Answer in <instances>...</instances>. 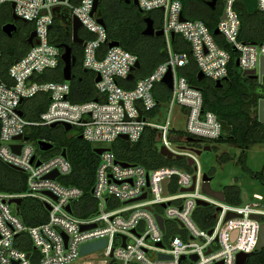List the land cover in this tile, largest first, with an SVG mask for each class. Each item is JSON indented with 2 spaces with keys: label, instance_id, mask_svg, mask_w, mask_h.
Wrapping results in <instances>:
<instances>
[{
  "label": "built area",
  "instance_id": "1",
  "mask_svg": "<svg viewBox=\"0 0 264 264\" xmlns=\"http://www.w3.org/2000/svg\"><path fill=\"white\" fill-rule=\"evenodd\" d=\"M128 1L133 5L136 2L138 6H134L142 12L159 16L160 28L156 29L164 31L167 54V60L152 74L133 80L128 77L139 58L121 46L109 47L112 41L105 25L99 23L98 10L92 16L96 0H0V9L9 5L12 15L34 25L36 32L33 46L6 72L0 49V161L26 175L23 194L0 192V264H74L99 252L101 264H237L240 254L250 257L258 252L264 223L261 204L235 205L226 197L221 201L205 193L204 186H211L212 178L200 169L196 151L201 149L188 142L189 138L196 139L205 148L208 142L221 139L225 131L218 116L204 108L202 90L191 84L184 70L194 62L197 75L201 72L214 84L224 83L231 53L217 42L203 21L184 15L181 0ZM239 2L243 0H222L217 29L224 42L237 50L242 73L255 71L264 91V74H260L264 41L255 44L240 39ZM257 12L264 13V0H258ZM182 15L185 21H181ZM73 18L82 24V69L95 74V101L75 103L71 100V82L42 80L62 61L61 48L52 42L53 26L56 20H69L72 27ZM176 38L188 44L190 53L174 47ZM169 72L173 78L171 90L163 84ZM98 76L100 81L96 82ZM126 81L134 82V87L127 89ZM160 87L170 91L166 101L160 98ZM43 95L49 96L45 110L38 119H28L25 104ZM175 107L185 110L184 136L172 127ZM66 124L71 126L70 131L65 130ZM36 128H61L73 132L70 137H80L95 149L104 150L97 154L90 204H82L81 188L65 183L73 173L66 149L55 150L53 141L32 138ZM147 129L156 131L161 148L172 153L173 160L184 159L192 171L178 166L148 169L121 161L113 145L123 141L134 146ZM178 139L191 147L177 146L174 140ZM40 142L53 148L42 151ZM13 146H20L19 153ZM64 150L66 157L62 155ZM55 172V180L47 178ZM18 198L41 201L48 212L47 221L27 226L19 214L20 206L9 203ZM78 212L90 215L81 217ZM230 214L234 217L227 219ZM257 215L261 220L255 219ZM104 240V248L82 255L85 245ZM29 246L28 252L24 248Z\"/></svg>",
  "mask_w": 264,
  "mask_h": 264
},
{
  "label": "trees",
  "instance_id": "2",
  "mask_svg": "<svg viewBox=\"0 0 264 264\" xmlns=\"http://www.w3.org/2000/svg\"><path fill=\"white\" fill-rule=\"evenodd\" d=\"M181 2L184 6V15L187 18L203 21L214 34L222 17V8L216 10L204 8L194 4L193 0H181ZM237 8L241 18L240 39L245 43H263L264 13L249 14L242 2L238 3ZM98 14L99 19L105 23L109 39L112 42H118L123 49L138 56L141 68L135 72L136 79L148 77L167 60L164 37L143 35L146 26L145 19L148 17L154 20L156 28H160V19L157 14L140 12L133 4H126L125 0H100ZM11 15L12 11L9 5L0 9V49L4 56L5 72L17 59L28 52L30 49L28 38L34 31V25L27 23L23 25V30L19 32L18 29L12 38L6 36L2 31V25L13 22ZM214 37L232 56L228 80L223 83V87L217 88L212 81L206 85L204 80H199L194 62L185 68L184 74L193 86L202 90L204 108L216 114L221 121L227 122L228 126L232 127L231 131L226 132L217 141L235 143L245 148L253 142L264 140V126L258 120L259 102L263 98V92L254 83V80L257 79L243 77L242 71L236 65L239 54L234 52L233 47L227 45L222 36L214 34ZM52 42L60 47L62 52H64V47L71 46L76 58L73 67L74 78L71 82V100L75 103L97 100L95 74L82 69L83 48L72 42L69 20L66 22L56 20L52 29ZM173 44L177 49L190 53L188 44L182 39L176 38ZM62 69L63 62L61 61L60 67L47 72L42 76V80L63 82ZM124 86L131 89L134 87V82L126 81ZM159 89L162 91L160 98L166 101L170 91L163 87ZM48 103V95L30 100L25 104L28 110L25 115L30 120L38 119ZM39 130L37 128L33 130L32 138L53 141L55 150L66 149L73 173L65 183L81 188L84 191L82 204H90L93 200L92 189L99 159L95 153V147L80 137L66 138L67 133L64 130V133L51 129L43 132ZM42 133L43 135H41ZM157 138L158 134L155 130L147 129L139 143L130 146L126 142L118 141L113 145V150L121 161L141 165L148 169L178 166L192 171L184 159L169 160L162 156L157 148ZM222 161H230L229 156H223ZM248 172L257 181L264 184V172L255 173L249 170ZM0 192L13 195L23 194L26 192V175L0 161ZM224 192L228 203L242 204L241 190L237 185L226 187ZM19 214L29 227L41 225L48 218V212L43 203L32 198L23 199L19 207ZM78 214L81 217L90 215L87 212H78ZM24 249L29 252L30 246ZM247 264H264V249L252 254Z\"/></svg>",
  "mask_w": 264,
  "mask_h": 264
},
{
  "label": "rangeland",
  "instance_id": "3",
  "mask_svg": "<svg viewBox=\"0 0 264 264\" xmlns=\"http://www.w3.org/2000/svg\"><path fill=\"white\" fill-rule=\"evenodd\" d=\"M11 23L16 24L19 32L23 30V25L27 24L20 20H13ZM178 75H182V72H178ZM203 80L206 85H208L209 80L205 78ZM254 81V83L258 85V89L264 94L260 82L257 80ZM184 112L185 110L179 107H175L172 112V127L178 131L179 136H184V133L186 132V118ZM164 120L165 118H163L161 122ZM46 130L48 129L42 128L39 131L43 132ZM54 131L63 132V129L57 128ZM72 131L75 133L76 130ZM66 133V138L69 139L70 134L73 132ZM41 135H43V133ZM174 143L181 147H191V145L181 139L174 140ZM208 143V147H211V151L203 152L198 157V163L202 173L208 174L212 178L211 187L214 190H224L228 186L237 185L241 190L243 205L259 202L261 204V209L264 210V184L257 181L248 172V170L255 173L264 172V140L260 142H253L245 148L235 143H227L223 141H212ZM192 146L197 149H204V146L200 144ZM157 148L160 150L161 141H158ZM223 156H229L230 161L223 162ZM100 255V252L94 255H89L88 258H82L74 264H88L87 262H91L92 264H101L100 261L102 258L99 257Z\"/></svg>",
  "mask_w": 264,
  "mask_h": 264
},
{
  "label": "water",
  "instance_id": "4",
  "mask_svg": "<svg viewBox=\"0 0 264 264\" xmlns=\"http://www.w3.org/2000/svg\"><path fill=\"white\" fill-rule=\"evenodd\" d=\"M216 2L217 0H211L210 2H208V6L212 9V10H215V7H216ZM125 3L126 4H131L130 1L128 0H125ZM243 4L245 5L247 11L249 14H256L257 13V10H258V0H243ZM135 6H138L137 3L135 2L134 3ZM98 7H99V0H96L95 2V5H94V8H93V11H92V16L97 12L98 10ZM12 8H14V5H12ZM140 12H142L141 10H139ZM12 19L14 21H18L19 18L13 14L12 15ZM186 18L184 17V15L181 16V21H185ZM99 23L102 24V25H105L104 21L99 19ZM145 29L143 31V35L144 36H147V37H163L164 36V31L163 30H159V29H156L155 27V24H154V20L151 18V17H148L145 19ZM82 27V24L81 22L77 19V18H73L72 20V27L71 28V31H72V42L75 44V45H78V46H83L84 45V41L83 39L80 38L79 36V31ZM2 31L3 33L8 36L9 38H12L13 35L15 33H17L18 31V27L16 26L15 23H7L3 26L2 28ZM214 34L215 35H219L220 32L218 29H216L214 31ZM36 37V32L33 31L30 35V37L28 38V43L30 46H33V41ZM172 38L174 39L175 38V34H172ZM120 46V44L118 42H111L109 44V47L110 48H113V47H118ZM234 49V52H236L237 50L235 48ZM62 62H63V70H62V74H63V79L64 81H67V82H72L73 78H74V75H73V67L76 63V58L75 56L73 55V50H72V47L71 46H66L64 47V52L62 54ZM236 65L239 66V61L237 60L236 61ZM141 68V63L140 61L136 64V66L134 67V69L132 70V74H130V76L128 77L129 80H133L135 78V75L133 72H135V70H139ZM261 76L264 74V59H261ZM243 77H250V78H256L255 76V71H251V72H245L243 73ZM198 79L199 80H203L204 79V75L200 72L198 74ZM228 78H226L224 81L227 82ZM100 81V77L98 76V78L96 79V82H99ZM163 84L167 86L168 89H172L173 87V78H172V73L169 72L167 74V76L164 78L163 80ZM216 87L217 88H222L223 87V82L222 81H218L216 83ZM20 115H22L23 113L20 111L19 112ZM258 120L259 122L264 126V100L261 99L260 102H259V109H258ZM222 125H223V129L225 132H229L232 130V127L231 126H228L227 122H224L222 121ZM56 127V124L52 125V128H55ZM64 128L66 131H70L71 130V126L70 125H64ZM22 137H17L15 138V140H19L21 139ZM124 140H128L127 136H123L122 137ZM197 140L196 139H193V138H189L188 139V142L190 143H195ZM40 146V149L42 151H48L50 149L53 148V145L51 144H48V143H45V142H40L39 144ZM13 150L17 153H19L20 151V146H13L12 147ZM104 150L102 149H95V153L98 154V155H101L103 153ZM211 151V147H205L203 150H197V154L200 156L203 152H209ZM160 154L164 157H166L167 159L169 160H173L174 159V155L172 153H170L165 147H162L161 150H160ZM62 155L64 157H66V151L64 150ZM177 159H180V157H176ZM193 161H190V165H193ZM124 167H128L127 164L123 163L122 164ZM15 170H17L16 168H14ZM58 176V173L55 172L54 174L48 176L47 178H50L52 180H55V178ZM204 191L205 193H207L208 195L214 197V198H217L221 201H225V195H224V192L223 191H215L211 188L210 184L207 183L205 184L204 186ZM10 204H16L17 206H21L22 204V199L18 198V199H12L10 202ZM200 205H203V206H206L208 205L207 203L205 202H199ZM47 209H51L48 205H46ZM68 211H70V207H68ZM234 215L233 214H230L228 216L227 219H231L233 218ZM255 219L257 220H261V216H254ZM159 219V222H160V225L161 227L163 228V223H162V220L161 218H158ZM91 227H94V226H91ZM84 228H88V227H84ZM212 233V232H210ZM107 244V241L104 240V241H99V242H95V243H91V244H88V245H85L83 248H82V255H87V254H90V253H94L102 248H104ZM264 249V223L262 224L261 226V230H260V237H259V244H258V247H257V251H262ZM249 255L248 254H240L238 256V262L237 264H246V261L248 259ZM16 264V263H15Z\"/></svg>",
  "mask_w": 264,
  "mask_h": 264
},
{
  "label": "flooded vegetation",
  "instance_id": "5",
  "mask_svg": "<svg viewBox=\"0 0 264 264\" xmlns=\"http://www.w3.org/2000/svg\"><path fill=\"white\" fill-rule=\"evenodd\" d=\"M210 1L211 0H193V3L197 4V5H200V6L204 7V8H210L208 6V2H210ZM221 7H222L221 0H217L215 10L218 9V8H221ZM7 23H10V22H7ZM7 23H5V24H7ZM5 24L2 25V28H3V26ZM197 141L195 143H193V144H199Z\"/></svg>",
  "mask_w": 264,
  "mask_h": 264
}]
</instances>
